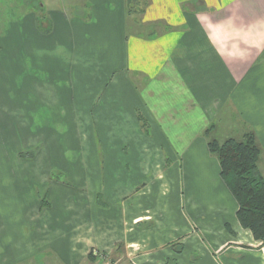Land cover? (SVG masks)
<instances>
[{"label":"crops","instance_id":"obj_1","mask_svg":"<svg viewBox=\"0 0 264 264\" xmlns=\"http://www.w3.org/2000/svg\"><path fill=\"white\" fill-rule=\"evenodd\" d=\"M41 1L43 14L48 13L43 19L47 36L39 35L28 13L13 16L15 26L8 29L0 11V24H6L2 31L0 25V79L23 71L19 54L30 57L34 72L65 86L71 83L65 79L69 71H99V80L92 81L99 93L86 100L89 108L78 100L74 110H65L74 104L70 96L61 110L63 119L92 120L93 132L85 135L78 126L85 141L77 144L82 160L62 166L63 179L81 190L69 193L62 182H50L49 207L36 216L41 224L22 207L24 201L33 204L27 185L34 177L22 181L16 174L10 182L9 177L0 180V226L6 229L0 232V264H87L92 252L109 254L119 245L133 264H264V244L238 224L237 206L219 177L217 160L199 138L209 127L215 136L221 123L233 129L234 121L239 137L253 133L264 178V0H136L141 8L130 13L127 5L133 3L126 0ZM6 4L0 0L5 11ZM137 15L142 19L132 21ZM133 22L150 25L147 33L132 30L128 24ZM151 25H158L155 33ZM26 43L32 45L30 53ZM137 56L150 76L144 81L149 86L151 80L160 81L155 109L159 113L163 103L170 108L159 118L174 121L160 133L139 130L135 111L147 105L141 97L145 86L132 82L125 71ZM171 71L176 95L169 99L162 92L158 97ZM1 82L2 96L6 85ZM89 85L88 79L78 80L80 87ZM181 130L187 133L186 145L173 140ZM153 135L163 137L162 143H153ZM167 151L179 153L185 177L178 161L166 163ZM68 198L71 204L65 206ZM88 201L90 206L83 203ZM218 202L229 211L212 207ZM201 213L212 221L206 224ZM216 213L228 217L218 242ZM39 232L47 234L39 237ZM133 244L145 249L131 251ZM246 246L255 247L256 255L243 253ZM30 248L35 250L31 254Z\"/></svg>","mask_w":264,"mask_h":264},{"label":"rangeland","instance_id":"obj_2","mask_svg":"<svg viewBox=\"0 0 264 264\" xmlns=\"http://www.w3.org/2000/svg\"><path fill=\"white\" fill-rule=\"evenodd\" d=\"M6 1V11L5 8H0V11H2L3 19L8 18V29H12L15 26L14 23H10V21L13 20L11 19L13 16L19 15L21 13H28L29 15L25 16L30 18L31 16L34 17V19L36 20L35 28L37 29L36 31L39 33V35H49L48 23L43 20L46 18V15L48 13L43 14L46 11H44L41 7V0ZM22 4L24 5V7H21ZM127 8L129 13L133 9L138 12L141 8V3L136 4V0H134L132 6L127 5ZM131 19L132 21H140L142 17H139V15H137L132 16ZM71 22L73 23V21ZM130 24L131 23H129L128 26L131 27L132 30L137 31L138 34H146V28L150 26L137 22H133V25ZM5 25H1V31L3 30V26ZM17 26L18 25L16 24V27ZM151 26L153 27V33H155L158 25ZM87 42H90V40H87ZM24 46L25 43H23L22 48H24ZM26 46H28V50L26 47L25 50L29 51L30 53V51L32 50V45H30V43H26ZM16 60L17 62L19 61V63H17L18 67H21V62L22 65H24L23 71H19L14 74L12 73L13 75L11 78L9 76L7 78L0 79L2 80L1 83L4 84V86L9 85L7 87L5 86L6 95L1 96L0 88V180L3 179L4 176L9 177L10 179L6 181L10 182L11 178H16V174H20L19 178H17L19 180L21 179L22 181H27V179L34 177L30 181L29 185H27L29 186L28 188L30 192H33L32 195H30V197L33 199V204L30 202L26 205L24 201V206L22 207L28 209V213L34 216L35 221H37L36 216L40 214V210L45 209V207H49L47 203L50 200V192H52V189H49L47 185L50 182H53L54 180H56L57 183L59 181L62 182L60 183L61 186H64L66 188V191L69 193H77L76 191L81 190L78 187L74 188L70 183H67L63 179L64 173L62 166L66 164L74 165L75 162H79L80 160H82V157H80V153H78L77 144H82L83 142H85L84 140H82L83 134H89L88 131L93 132L91 129L93 121L84 118L63 119V113H61V110L64 108L65 105L68 106V104H64L66 100L65 97L70 96L74 104L69 108H65V110H74L73 108L78 106V100H83V106L85 107V109L89 108L86 100H88L89 97H96L99 93V90L97 89L99 88V86L95 84V82H92L99 80V71H92L89 74L85 73V71H69L67 72V78L65 79H68V81H70L71 83L65 86V83H63V81L51 80L48 74L46 73H40V71L37 73L34 72L32 60L30 59V57L26 56V54H23V56L19 54L16 57ZM144 65V62L140 60L139 56H137L135 62L126 64L125 71L128 77L133 80L132 82L137 85L143 83V85L145 86V88L141 92V97L144 102L147 101V105L150 110H147V105L143 104L141 110L137 109L135 111V114L137 115L139 130L147 132H151L152 130H154L153 134H156L163 131V129L161 128H165V126H168L169 121L162 120L161 118H159V116L161 113L168 111V109L170 108L168 105H166V103H163L160 108L161 110H159V113L158 110L155 109L159 108V105L158 103H155L157 100L154 98V96H156L154 93L155 91H158L160 89V81L158 79H156V81H152L151 78H149V80H151L149 86V83L144 81L145 78L150 77L148 73L142 71L141 67H143ZM171 74L172 76L169 78L170 80L168 82V85L161 92L159 91L157 93L158 97L162 95V92H164V95L167 94L169 99H174V96L176 95V74L172 71ZM155 75L158 76L159 73L157 72L155 73ZM44 77L45 80L42 79ZM9 79H11V81ZM17 79L19 81H17ZM84 79H88L90 85L87 87L78 86V80ZM144 82L147 83L148 87L146 84H144ZM17 83L18 86H16ZM151 91L153 96L152 99H150ZM151 111H153L154 114H149L151 113ZM145 113L147 114L146 116ZM155 115H157L158 117L156 119H153ZM170 122L171 125L174 123V121ZM85 124H88V126H86ZM231 124H234L233 129L232 127H230L229 129L226 128V130L224 128V125H222L221 123L219 128H217V133H215V136L210 132L209 127L203 131L202 136H200L199 138L202 142L203 139L205 140L203 144L205 147H207L208 142L215 141L213 139H216L217 141L215 142L221 144L228 139L241 141L245 135H253V133L251 132H246L239 137L238 135H236V132L240 130V127L236 125L234 121H231ZM78 126H80L79 129L83 133L82 135L79 134L81 132H78ZM89 135L91 136V134ZM153 136V143H162L163 137L161 138L160 136ZM224 137L226 139L223 141ZM177 139L181 140L178 141V143L182 142V144L185 145L189 143L187 133L184 130L178 131V134L173 137V140ZM163 144L166 143L164 142ZM164 155L166 163L169 162L172 164L173 162H179L178 171H180L182 177H185V175L183 174V160L181 159L179 153L175 151H167L164 152ZM211 157L215 159L213 155H211ZM16 165L18 167H16ZM16 169L18 170L17 172ZM169 174L171 175L170 172ZM60 184H56V186ZM11 185L12 184H9V187ZM81 186H84V184ZM181 191H185V189L182 188ZM71 201L72 199L68 198L65 206L70 205ZM83 203H87L86 206H90L89 201ZM195 204V202L190 201L189 206H195ZM63 206L64 205H62V207ZM212 207L218 210L225 211L227 206L224 202H218L216 203V206L214 205ZM199 210L201 211V209ZM44 211H46V209ZM41 215L42 214H40V216ZM200 216L202 220H206V224H209V221H212L210 214V218L208 216L203 217L202 213ZM42 221L43 220H38L37 223L41 224ZM213 223V232L215 234L214 240L215 242L221 241L222 234L224 235V232H219V230L223 227L224 229H228V217L216 213V219L215 221H213ZM3 228L4 229H1L0 226V232L6 230L5 226H3ZM37 228L40 230V227ZM205 230L208 231L209 229L205 228ZM44 233L45 232H39V237H41ZM46 234L47 233H45L44 235ZM239 235H242L239 239H244V236L241 232L239 233ZM228 238V240L233 241V243L236 241L235 238H233L232 236ZM216 239H218V241ZM248 243L253 244L250 239H248ZM221 245L222 244H219V246ZM175 246H178V244H175ZM232 246H235V244H233ZM225 247L222 249H218V251L217 249H215V251L217 252L215 253L219 254L220 252H225L227 250V247ZM243 248V253L253 256L256 255L255 247L246 246ZM140 249L145 248H142V246L138 245L134 246L133 244L130 250L138 251ZM34 251L35 250H33V248H30L29 250L30 254ZM125 253V248H123L122 245H119L115 251L109 254L94 251L90 254V259L88 260L89 262L87 261V264H101L103 259L111 261L112 264H133L131 261L128 260V258H126Z\"/></svg>","mask_w":264,"mask_h":264},{"label":"trees","instance_id":"obj_3","mask_svg":"<svg viewBox=\"0 0 264 264\" xmlns=\"http://www.w3.org/2000/svg\"><path fill=\"white\" fill-rule=\"evenodd\" d=\"M134 0H126L128 4ZM208 152L217 160L219 177L232 196L235 217L254 241L264 244V178L257 167L260 149L252 134L241 141L208 142Z\"/></svg>","mask_w":264,"mask_h":264},{"label":"built area","instance_id":"obj_4","mask_svg":"<svg viewBox=\"0 0 264 264\" xmlns=\"http://www.w3.org/2000/svg\"><path fill=\"white\" fill-rule=\"evenodd\" d=\"M101 264H112L111 261H108L106 259H103V261L101 262Z\"/></svg>","mask_w":264,"mask_h":264}]
</instances>
